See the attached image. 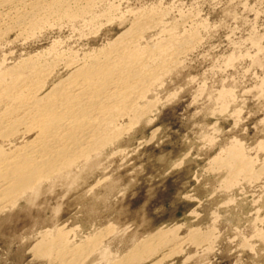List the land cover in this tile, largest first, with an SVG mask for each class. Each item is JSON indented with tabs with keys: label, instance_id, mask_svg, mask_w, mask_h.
<instances>
[{
	"label": "rangeland",
	"instance_id": "rangeland-1",
	"mask_svg": "<svg viewBox=\"0 0 264 264\" xmlns=\"http://www.w3.org/2000/svg\"><path fill=\"white\" fill-rule=\"evenodd\" d=\"M92 1L86 13L50 16L33 31L12 11L1 15L0 72L31 75L18 66L34 65V84L47 93L73 56L135 45L142 53L131 65L144 66L147 84L131 94L144 116H117V139L0 211V264H61L56 249L37 248L59 239L77 264H264V0ZM157 45L161 55L150 52ZM12 104L0 103V113ZM9 130L0 131L7 153L37 136ZM234 150L250 167L232 162ZM156 233L172 243L132 262Z\"/></svg>",
	"mask_w": 264,
	"mask_h": 264
},
{
	"label": "bare ground",
	"instance_id": "bare-ground-1",
	"mask_svg": "<svg viewBox=\"0 0 264 264\" xmlns=\"http://www.w3.org/2000/svg\"><path fill=\"white\" fill-rule=\"evenodd\" d=\"M91 1L0 0V10L2 8H6L5 10H3L4 12L0 13V16H6L12 11L16 16L18 24H24V27L25 25H27L29 30L33 31L39 28V26L43 23V20L46 19L47 21V18L50 16L58 15L59 17L61 16L64 18H76L83 13H86L89 9V6L91 7V5L93 4L92 3L90 5ZM22 8H27L28 10L22 12L20 10ZM12 22L14 23V21ZM133 39L135 38L133 37ZM128 45L129 46L126 45V47H123L120 50L115 49L116 51L114 49H112L114 51L111 52H107L105 50L106 53L104 52L101 55L99 53V55L102 56L101 58L94 57L93 53L83 54L84 56L79 59H74L75 56H73L71 63H66V67L71 69L70 74L57 84H54L53 87L49 91H47V93H44V83L42 86L36 87V81L34 82L35 79L33 74H35L36 76V74L40 73L41 69L35 68L34 65H30L29 67L27 63H23L24 59L21 62L23 64L19 65L18 67L21 68L22 66V71L26 69L31 73V75H28L26 73V75L28 76L24 77L22 80L18 81V79H21V77L26 75H23V73L21 72V76V70H19V72H16L17 69H14L15 66L14 68L11 66L12 68H6L5 71L0 72V103L4 102L5 104H8L9 102H12L15 105L13 106L12 104V108L4 112L2 111L3 113H0V131L4 133V131L6 132L8 129H10L15 133V130L17 131L18 128L22 127L25 131V134L29 133L28 135H30V133L34 132H36L35 134H37V136L34 137L35 139L29 142L25 147H16L17 149L9 153L5 152V150L3 149L4 145L0 144V211L4 210L9 205L15 204L21 197L27 194L28 191L34 192V190L36 189L35 186L40 183L41 180L43 181L44 178H50L51 176L62 173L65 169L70 167L79 159L88 158L90 157L89 154H91L92 152H96L101 147L112 143L122 133V130H118V127L116 125V122H118V119L116 118H118L119 116L122 117L124 115L127 116L130 114H134L135 122L136 120H139L142 116H144L145 108L139 106L136 103V96L134 99L131 92L134 90L137 92L136 89L138 88V86L145 82L146 78L143 73L147 71L142 70L144 66H139L140 68H137L131 65L132 63H137L138 59L141 57L140 55L142 53V50L138 49L135 45ZM111 48H113V46H111ZM144 48L146 49V47ZM150 52H158L160 53L159 55H161L162 53H164V47L162 45H157L156 47H153V50H150ZM179 56L180 55H178V57ZM69 58H71L70 55ZM142 59L143 58H141L140 62H143ZM62 62H60V64ZM164 62H166L165 59ZM166 63L169 64L170 62L167 61ZM45 69L47 68L44 67V70ZM161 71H159V73ZM45 72L44 74L42 73V76L45 75ZM5 75H9V77L12 78V81L8 84H4L3 86L1 82H4ZM51 75L52 73L49 77H51ZM49 77H47V79ZM160 80L162 79L160 78ZM148 81H150V79ZM38 83L40 82L38 81L37 84ZM145 84L147 83H144V86ZM7 133L6 134L9 137V132L7 131ZM15 135L16 134H14V136ZM12 144L9 145L11 146ZM230 157L233 163L239 165L242 164V167L244 168L250 167L248 165L249 163L247 164V161H245L247 159L244 157V154H242L240 150H234ZM236 166L237 165H235V167ZM238 168L239 166H237V171L235 174H237V172H239L240 174L242 173ZM59 232L57 233L59 234ZM59 235L61 236V238L64 237H62V234ZM168 239L169 233L168 235L156 233L149 239H147L146 242L144 241V243L141 242V244H137L133 251L134 253H132L130 257L132 259V262L133 259L137 262H140L148 258L147 256H151L152 254L154 255L156 252H158L159 248L172 243V241ZM197 239L200 240L198 236ZM59 240L60 241L57 243H55L54 240H51L50 243L49 241L48 243L41 241V243H39L40 246H36L38 248V253L40 250L43 255H47L53 249H56L58 251V259L61 264H77V262L81 260H78L76 258L77 255L75 257V260H77V262H75L74 260V262L67 259L65 260V258L68 257L62 256L63 254L66 255L70 251H65L67 250V248H69L67 247V245H65L67 243L69 244V241H66L67 243L64 242L65 244L63 245H65L66 247L64 248L62 245L64 239ZM91 241H94V238ZM103 252L102 257L103 255L107 257L108 251L104 254ZM148 253L149 255H147ZM125 262L126 261H124L123 263Z\"/></svg>",
	"mask_w": 264,
	"mask_h": 264
}]
</instances>
